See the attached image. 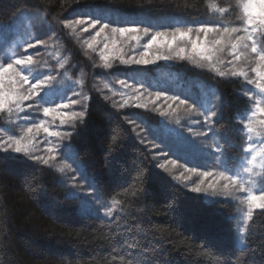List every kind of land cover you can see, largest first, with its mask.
<instances>
[{"label":"trees","instance_id":"obj_1","mask_svg":"<svg viewBox=\"0 0 264 264\" xmlns=\"http://www.w3.org/2000/svg\"><path fill=\"white\" fill-rule=\"evenodd\" d=\"M216 2L226 6L227 0ZM208 8L209 0H0V32L9 35L15 27L20 31L25 18L40 24L43 16L49 26L42 29L39 25L37 37L47 45L54 41L68 52L65 69H59L52 56L37 58L48 59L45 67L53 74L67 70L73 81L84 80V91L91 97L85 123L64 143L79 154L98 194L121 201L111 219L80 214L79 200L66 195L72 190L69 177L80 179L79 173L62 175L57 168L38 165L22 154L0 151V264H264V210L254 211L245 245L239 248L235 244L236 204L205 201L175 183L156 166L147 142L141 143L140 129L133 131L134 124L126 119L138 118V123L151 129L160 118L148 109L114 108L97 92L115 78L146 84L152 94V81H156L158 92L192 99H202L203 91L214 90L223 113L215 127L237 145L229 147L221 141L226 155L234 157L241 155L242 143L235 115L247 105V98L240 95L241 82L219 78L207 68L180 60L154 68H126L113 62V68L104 69L82 38L78 40L61 23L82 18L78 11H91L141 26L191 23L195 27L193 19L205 21ZM47 48L39 50L44 54ZM155 75L166 84L151 80ZM104 94L112 92L104 89ZM163 149L170 154L168 148ZM140 175L142 183L137 180Z\"/></svg>","mask_w":264,"mask_h":264},{"label":"snow or ice","instance_id":"obj_2","mask_svg":"<svg viewBox=\"0 0 264 264\" xmlns=\"http://www.w3.org/2000/svg\"><path fill=\"white\" fill-rule=\"evenodd\" d=\"M209 11L212 17L218 19L199 21L194 18L192 23L195 27L184 24L169 26L164 30H153L151 25L141 26L136 22L113 20L103 12L94 14L91 11H78L77 16L82 18L64 20L61 23L77 37L80 35L76 31L78 26L87 24L88 27L81 29L84 32L88 28L95 29L99 26L95 35L83 43L87 49L95 52V46L100 42L97 38L103 35L104 43L99 57L104 69L113 68V62L117 60L125 66H146L160 60H180L207 68L219 78L241 82L240 95L247 98V105L235 115L242 143L241 155L234 157L226 155L221 141L229 147L237 145L231 143L229 137L215 127L223 113L215 102L220 97L214 90L210 89L207 93L211 98L206 102L183 94L168 96L162 92H156L154 99L150 100L149 97L153 94L145 96L147 89L140 90L143 84L136 88L128 85L125 80H119L118 83L130 91L119 93L121 103L112 99L117 93L109 88L108 83H104L103 88H97V92L103 95L105 101H111L114 108L120 109L129 105L148 109L150 104L155 105L156 101L163 98L166 106L157 105L151 109L158 112L160 117L174 118L179 125L183 114L191 124L201 125L204 129L202 131H194L192 127H188L189 137L179 132L173 136L171 130L167 136L154 131L152 134L161 143L168 141L169 150L177 153L175 159H165L158 167L173 180L180 181L185 188L191 183L189 190L192 193L233 197L245 205L246 211L242 218L244 226L239 228V242L244 244V233L253 220L254 211L264 210V0H234V4L227 0L226 6H221L216 0H209ZM233 12L234 20L223 19ZM39 19L43 29L45 17L41 16ZM48 30L51 31V28ZM145 37H148L147 42L141 43ZM33 40L34 42L25 43L22 54L6 53L0 58V115L6 118L8 125H0V132L3 133L0 135V151L22 154L38 165L49 169L57 168L62 174L79 173V178L86 182L88 190L84 191L82 184L73 183L72 189L75 190H69L66 195L79 199L88 213L97 211L96 204H100L104 209L103 215L111 219L121 201L113 198L110 206L104 205L93 179L82 167L79 154L71 144L63 143L70 140L86 121L91 97L84 91V80L73 81L67 70L55 74L54 70L47 73L42 71L45 66L40 65L28 53V49L47 47V41L39 37H33ZM138 47L142 48L138 54L126 55V49L134 51ZM66 63L67 60H57L59 69H65ZM104 89H108L112 95L104 94ZM41 112L45 119L37 122L38 116L35 114ZM193 115L202 117V121L191 119ZM49 117L51 120L46 119ZM110 117L111 114L106 113V118ZM126 119L134 124L133 131L138 128L143 131L141 124L137 122L138 118ZM56 120H59L60 126H66L70 130L52 128L51 125ZM16 127L20 128L21 134L17 135L12 131ZM41 133L44 134V139L38 140ZM209 133H212L211 144L196 143L192 139L209 138ZM112 139L115 142L117 138L113 136ZM141 143H144L143 138ZM149 144L154 149L160 147L154 141H149ZM41 145L44 147L41 148ZM189 153L198 154L199 163L193 167L185 166L187 160L184 164H179V160ZM160 155L167 157L169 153L161 151ZM58 156L61 158L60 163H57ZM210 162L213 164L212 170H200L201 167H208ZM178 168L183 170L176 175ZM192 177H197L198 180H193ZM69 179L76 181L77 177L73 175ZM137 180L142 183L143 176H138ZM132 195L137 193L133 192Z\"/></svg>","mask_w":264,"mask_h":264},{"label":"rangeland","instance_id":"obj_3","mask_svg":"<svg viewBox=\"0 0 264 264\" xmlns=\"http://www.w3.org/2000/svg\"><path fill=\"white\" fill-rule=\"evenodd\" d=\"M232 1H233V4H234V0H232ZM210 19H213L214 20V19H218V18L212 17L211 14H210L209 8H208V14L205 16V21L210 20ZM223 19L225 21L234 20L235 19V12L229 14L228 16L224 17ZM184 24H187L188 26L191 25V23H183L180 26H183ZM39 25H41V22H40V24H37V23L30 22V21H28L25 18L24 19V22H23V26L20 29V31L15 27V28H12L11 29V33L9 35L8 34H3L2 32H0V58H2L6 53L7 54H10L12 52H15L17 55L22 54L23 53V46L25 45V43L26 42H34L33 37H37L36 30H37V28H39ZM48 26L49 25L44 21V27L46 28ZM113 26H117V25H114L113 24ZM171 26H173V24ZM191 26H193V25H191ZM86 27H88L87 24H84V25H81V26H78L77 27L76 31L80 33L79 37H77L74 34L75 37L78 40H79V38H82L81 39V42L82 43L85 40H89L91 38V36L95 35V32L99 28V26H97V28H95V29L88 28V31L87 32L81 31L82 28H86ZM165 28H169V26L168 27H161L160 24H155L153 26V30H164ZM1 31H2V28H1ZM147 39H148V37H145L144 40L141 43H146L147 42ZM97 40L100 41V42L95 46L96 47V51L95 52H92L91 50H89V49L88 50L94 54L97 63L101 65L102 64V61L100 60L99 53H100V50L103 48V43H104V41H103V35L101 37H98ZM51 42L52 43H50L49 45H47L48 48H47V50H46V52L44 54L41 52V50H39V48L41 46H38L37 48L28 49V53L29 54H32L33 55V58L35 60H37V58L39 56L41 57V55H42V57H44V56H52L56 63H57V60L58 59L67 60V62H68V59H69L68 52L64 48L61 49V47H59V45L57 43H55L54 41H51ZM85 47H86V45H85ZM128 47L130 48L131 45H129ZM138 51H142V48L138 47L134 51H127V49H126V55L138 54ZM37 61L39 62L40 65H44V66H45L46 62L48 63V59L47 60L44 59L42 61L37 60ZM164 62H167V61L166 60H160V61H157L154 64H150V65H146V66H143V65L125 66V65H123V67H126V68H128V67L129 68H135V67H150L151 66V68H154L157 65H160L161 63H164ZM114 63H119V61L118 60L117 61H114ZM65 67H66V65H65ZM46 69H49V68L48 67H43L41 70L44 71L45 73H47L50 69L48 71ZM153 79H161V78H160V75H155V77L152 78L151 80H153ZM119 80H125L128 85H132L133 87H136V88H140V86L142 84L141 83L140 86H138L137 84L130 83V81H127V79H125V78L124 79H120L119 78L117 80L115 78L112 81L110 80V81L106 82V83L109 84V88L112 89V91H115L117 93V95L115 96L116 99H114L117 103H121L122 102L121 96L119 95V93H121V92L128 93L130 91V89H128V88L121 87V85L118 83ZM161 80H163V79H161ZM163 83L165 85L166 84V81L163 80ZM152 84H154V87H155V92L154 93L158 92V89L156 87L157 82L156 81H152ZM144 89H147V91L144 92V95L145 96H148V94L151 93L150 92V88H148V85L145 84V85H143V88H140V90L141 91H144ZM207 93H209V92L203 91L201 93L200 97L202 99H200V100L202 102H206L208 99L211 98L209 95H207ZM164 94L165 95H168V96H171V95H169L170 93H165L164 92ZM133 95H134V93H133ZM149 99L150 100L151 99H154V94L151 97H149ZM157 105H159V106H166L163 98L161 100L156 101V104L155 105L150 104L148 110H150L152 112L151 113L152 115H155L156 119H159L160 118L159 124H156L155 126L154 125H151V133L150 134H147V132H149V129H147L146 127H144L143 125H141V128L146 129V130H143V131L140 130V132H138V133H139V137L140 138H143L147 142V145H148V147H149V149H150V151L152 153V157H154V156L156 157V159H153V160L156 163V166L158 167V164L161 163V162H164L165 159H175L176 156H177V153L174 150H172V151H170V154L167 157L160 155L161 151L164 152V149L163 148H166V149L168 148V146L166 144L168 142L166 141L165 143H161L152 134L154 131H159L162 135L167 136V135H169V131L171 130V135H173V136L177 132H179V133H183V135L185 137H189L190 134L187 131L188 127H192L194 131H202L204 129L201 127V125H193V124H191L190 120L187 117H185V119L181 118V121H180V124L179 125H177L175 123V119L174 118L169 119V118H165V117H160L158 112H154V111L151 110L153 107H155ZM125 107H127L128 109L129 108L141 109V108H136V107H133V106H130V105L129 106H125ZM35 115L38 116L37 122L39 121V119H45L43 117V115H42V112L39 113V114H35ZM155 117H153V119H155ZM46 119L51 120L50 117L49 118H46ZM191 119H200L202 121L203 118L202 117H196L195 115H193ZM182 124H185L186 126H184V128H183L182 127ZM0 125H4L5 127H8L6 118L3 117L2 115H0ZM51 127L54 128V129H56V130L63 131L66 126H60L59 125V120H56L55 123L51 125ZM12 131L15 134H17V135L21 134V131H20V128L19 127L13 128ZM2 134L3 133L0 132V135H2ZM148 135H150L151 141H154L155 143L160 144V147L159 148H155L154 149V148L151 147V145L149 144L150 137H148ZM211 137H212V133H209V138L192 137V139L195 140L196 143L211 144L212 143ZM37 139L38 140H43L44 139V134L41 133L40 136ZM65 144H68V143L66 142ZM43 147L44 146L41 145V148H43ZM168 150H169V148H168ZM8 154L11 155V154H16V153H8ZM40 154H43V153L41 152ZM185 160H187V164H185L186 167H193V166H196L197 163H199L198 154H196V153H189V154L185 155L184 158L181 159V160H179L178 163L179 164H184L185 163ZM60 162H61V158L58 156L57 163H60ZM67 162L68 163H71V161H67ZM212 168H213V164H212V162H210L209 165H208V167H206V168L205 167H201L200 170L201 171L212 170ZM161 170L164 171L163 169H161ZM182 170L183 169L178 168L176 170V175H179L180 171H182ZM62 175H64V174H62ZM169 177L172 179L171 176H169ZM192 179L193 180H198L197 177H192ZM173 181L175 183H177V184H179V185H181V186L184 187V185L180 181H176V180H173ZM73 183H76L78 185H81L82 184V185H84V191H87L88 190L87 189V184L83 180L81 181L78 178H77L76 181L70 180V185H73ZM190 187H191V183H189V187L188 188H185V187L184 188L187 189V190H189ZM72 190L74 191L75 189H72ZM195 194L201 196L205 201L227 200V201H231L234 204H236V211L234 213V218H235V223H236V239H235V244L239 248H242L245 245V243L244 244H241L239 242V237H240L239 228L244 226L243 223H242V218H243V213L246 211V206L240 204L239 201L236 200V199H234L233 197H226L224 195H220V196H209V195H206V194H203V193H195ZM237 195H240V194H237ZM99 197H100L101 202L104 205L110 206L112 199H106V198L101 197L100 195H99ZM78 203H79V206H78L79 213L80 214H86V213H88V212L85 211L84 205L82 204V202L80 200H79ZM96 209H97V211L91 212V214H93V215H100L102 217H105L103 215L104 209L100 206V204H96ZM256 210H260V209H256ZM105 218L106 219H109L107 217H105ZM245 236H246V232L244 233V240H245Z\"/></svg>","mask_w":264,"mask_h":264}]
</instances>
